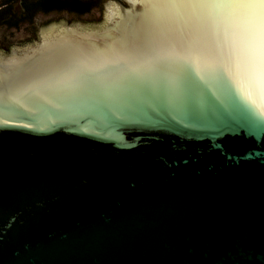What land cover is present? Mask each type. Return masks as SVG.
<instances>
[{
  "label": "water",
  "instance_id": "1",
  "mask_svg": "<svg viewBox=\"0 0 264 264\" xmlns=\"http://www.w3.org/2000/svg\"><path fill=\"white\" fill-rule=\"evenodd\" d=\"M221 14L0 26V264H264V78Z\"/></svg>",
  "mask_w": 264,
  "mask_h": 264
},
{
  "label": "snow or ice",
  "instance_id": "2",
  "mask_svg": "<svg viewBox=\"0 0 264 264\" xmlns=\"http://www.w3.org/2000/svg\"><path fill=\"white\" fill-rule=\"evenodd\" d=\"M169 2V0H165ZM222 10L221 21L243 42L242 64L248 75L264 78V0H188Z\"/></svg>",
  "mask_w": 264,
  "mask_h": 264
},
{
  "label": "flooded vegetation",
  "instance_id": "3",
  "mask_svg": "<svg viewBox=\"0 0 264 264\" xmlns=\"http://www.w3.org/2000/svg\"><path fill=\"white\" fill-rule=\"evenodd\" d=\"M105 0H0V26L17 28L19 25H40L48 21L77 19L89 15L92 8ZM31 35H35L31 32ZM0 49L8 50L1 45Z\"/></svg>",
  "mask_w": 264,
  "mask_h": 264
}]
</instances>
